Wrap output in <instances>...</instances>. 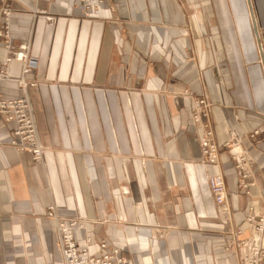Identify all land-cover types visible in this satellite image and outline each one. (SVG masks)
I'll use <instances>...</instances> for the list:
<instances>
[{
    "label": "crops",
    "instance_id": "1",
    "mask_svg": "<svg viewBox=\"0 0 264 264\" xmlns=\"http://www.w3.org/2000/svg\"><path fill=\"white\" fill-rule=\"evenodd\" d=\"M9 3L11 37L29 38L37 60L25 76L37 86L26 96L45 152L34 163L10 146L0 150V264H61L50 206L63 220L83 219L124 264H240L228 233L247 236L246 210L264 206L263 183L247 197L224 151L218 170L200 162L190 101L174 93L189 89L214 104L217 146L228 141L229 123L240 137L259 129L262 143L248 151L264 169V0H104L96 22L80 20L78 0ZM34 9L56 15L55 25L21 12ZM9 72L19 78L20 65ZM0 96L22 93L6 81ZM11 127L0 117L1 140ZM217 172L228 217L208 187ZM122 190L142 202V218ZM107 200L120 220L89 221L109 210Z\"/></svg>",
    "mask_w": 264,
    "mask_h": 264
},
{
    "label": "built area",
    "instance_id": "2",
    "mask_svg": "<svg viewBox=\"0 0 264 264\" xmlns=\"http://www.w3.org/2000/svg\"><path fill=\"white\" fill-rule=\"evenodd\" d=\"M78 1L80 8H82V16L80 17L82 20L91 18L92 15L97 16L99 7L104 2V0ZM11 13L12 10L9 9L5 1L0 0V91L2 83L10 80V65L18 63L21 66V77L15 82L17 87L21 89L22 96L11 99L0 96L2 123L5 126L12 125L8 130V140L0 139V150L4 146H10L18 153H28L34 163H40L45 149L39 142L33 114L24 92L27 87H34V83H25L24 76L36 68L37 60L29 55L30 41L29 43H15L12 40L10 32ZM54 22V18H46V23L49 26H53ZM203 101H196V106L203 109ZM206 117V113L203 117L197 115V113L191 115V119L194 123H198L203 135L199 144L200 162L206 168L215 167L218 170L219 153L224 150L234 163V169L238 175V188L244 192L245 196L251 197V190L256 188L257 179H261L263 187L259 196L262 197L264 194V169L258 168L256 163L249 159L242 139L231 141L230 147L227 144L217 146L214 142L213 131L204 125L203 121ZM248 138L255 145L261 143L259 141L261 139H258V132L249 136L246 135L245 139L247 141ZM207 181L218 213L229 216L222 175L219 172L209 175ZM121 194L126 195L127 191L122 190ZM45 216L54 221V232L57 235L56 250L61 254L62 264H124V259L120 252L116 250L113 251L112 255L91 256L87 249L89 242L92 241L90 237L86 239L84 246L79 244L75 233L79 230H85L83 226L85 224L79 218L68 221L63 220L57 217L53 206L46 208ZM244 224L247 236L241 239L242 231L238 229L228 233L230 236L228 247L234 248L240 264H262L264 262V209L263 211H257L250 207L245 215ZM99 248L105 250L106 247L104 243H101Z\"/></svg>",
    "mask_w": 264,
    "mask_h": 264
},
{
    "label": "rangeland",
    "instance_id": "3",
    "mask_svg": "<svg viewBox=\"0 0 264 264\" xmlns=\"http://www.w3.org/2000/svg\"><path fill=\"white\" fill-rule=\"evenodd\" d=\"M3 1H5V3L8 5V7H9V9L10 10H12V13H11V16H12V14L13 13H15L16 11L11 7V5H10V3H9V0H3ZM78 4H79V1H78ZM101 7H102V5L99 7V14L96 16H93L92 15V17L91 18H85V19H81L80 18V20L81 21H88V22H96V21H99L101 18H100V11H101ZM78 9H79V17H81L82 15H81V11H82V8H80V5H78ZM109 9L111 10V11H113L114 10V8L112 7V6H110L109 7ZM186 10L188 11V12H190V13H192V12H195L196 11V6H195V4L194 3H192V4H189V5H187L186 6ZM93 11H95V9H93ZM21 12H25V13H31L32 15H34V16H40V17H42V18H44V20H45V23H46V18H49V17H51V18H54V25H55V23H56V20H57V16L56 15H52V14H50V13H48L46 10H42V9H34L33 11H29V10H22ZM10 23H11V19H10ZM47 24V23H46ZM48 25V24H47ZM53 25V26H54ZM49 26V25H48ZM53 26H49V27H53ZM12 40H13V38H12ZM14 41V40H13ZM29 41H30V44H29V50H30V46H31V40L28 38V39H26V40H22V41H19V42H27V43H29ZM29 53H30V51H29ZM31 57H33L31 54H29ZM35 58V57H34ZM9 70H10V68H9ZM28 75V74H27ZM9 76H10V72H9ZM26 76V75H25ZM25 76H24V81H25V83H27V81H26V79H25ZM21 77V66H20V76H19V78ZM19 78H17V79H19ZM17 79H12L11 77H10V80H8V81H14V83L16 84V90L17 91H21V89L19 88V87H17V83L15 82V80H17ZM4 82H6V81H4ZM3 82V83H4ZM2 83V84H3ZM33 84V83H32ZM37 86V83H34V87H36ZM1 87H2V85H1ZM28 88V87H27ZM26 88V89H27ZM26 89L24 90V92H25V95H26ZM175 95H178V96H180V97H182V98H185V99H188L189 101H190V105H189V116H190V120H191V123H192V125L196 128V129H198L199 130V132H200V142H201V139L203 138V135H202V131L199 129L200 127L198 126V123H194V121L191 119V115H193L194 113H197V115H199V116H201V117H203V115H205V113H206V118H205V120L203 121L204 122V125L205 126H208L209 128H211V130L213 131V126H212V124L210 123V121H209V117H210V115H211V113H212V108L214 107V104L213 103H211L208 99H207V97H206V95H202V94H194L192 91H190L189 89H184L182 92H179V93H174ZM27 97V96H26ZM28 99V98H27ZM203 101V103H204V105H203V109H201L200 107H197L196 106V101ZM29 101V100H28ZM29 105H30V103H29ZM30 107V110H31V112H32V109H31V105L29 106ZM200 119V118H199ZM228 129H229V139H228V141H226L224 144H227L229 147H230V145H231V141L233 142L234 140H238V139H242L243 140V145H245L244 146V148L246 147V150H247V154H248V157H249V159L250 160H252V161H254V163H256V161L250 156V153H249V151H248V144H250L251 142L249 141V138H248V141L245 139V136L246 135H250V134H252V133H256V132H258V139H259V136H260V131H259V129H253V130H251V131H249L246 135H244L243 137H240L239 135H237L236 134V132H235V130H234V128H233V124L232 123H229V125H228ZM184 128V127H183ZM214 132V131H213ZM213 135H214V133H213ZM261 143H262V140H259ZM215 142V141H214ZM235 143V142H234ZM261 143H259V144H261ZM200 144V143H199ZM254 147H256L257 145H259V144H253V143H251ZM221 151H224V150H221ZM225 152V151H224ZM226 154H227V152H225ZM220 154V153H219ZM228 156V155H227ZM230 159V158H229ZM230 161L233 163V161L230 159ZM257 165V164H256ZM233 166H234V163H233ZM252 169H253V167H252ZM235 170V169H234ZM237 173V172H236ZM238 176V175H237ZM209 187V186H208ZM127 191V194L126 195H123L124 197H128L129 196V194H130V192L128 191V190H126ZM212 195V194H211ZM110 196V195H109ZM130 197V199L128 198V202H126V208H129V209H131L133 212H135V214H136V216H138L139 215V218H142L141 216L142 215H140V211H141V206H142V202L141 201H138V200H135V198L133 197V196H129ZM115 199H117V196L115 197ZM96 200L97 201H99V202H101L102 201V198L101 197H97L96 198ZM152 200L155 202V200L152 198ZM146 201V200H145ZM110 202V200H107L106 201V204H107V206H109L108 208H109V210H107L106 208L103 210V213L102 212H100V214L96 217V218H94V219H90L89 221H91V222H93V223H102V224H108V223H113V222H115V221H117L118 222V220H120V218H118V217H116V215H111L110 213H112L113 212V208H112V206H111V203H109ZM141 202V203H140ZM147 202V201H146ZM137 203V204H136ZM228 206V205H227ZM251 207V209H252V206H249L248 208H247V210H246V214H247V211H248V209ZM254 208V207H253ZM255 209V208H254ZM263 209H264V206L262 207V211H263ZM228 210H229V208H228ZM255 210H257V209H255ZM257 211H259V210H257ZM217 212H218V210H217ZM222 215H224V214H222ZM228 217V216H227ZM79 218V217H78ZM245 218V217H244ZM74 219V218H73ZM76 219V218H75ZM80 219V218H79ZM72 220V219H71ZM81 221H83V223H84V220L83 219H80ZM85 224V223H84ZM84 226V228H85V230H79V231H77L76 233H75V236H76V234L77 233H81V236H82V244H80L81 246L83 245H85L86 243V239L88 238V237H90L91 239H92V241H91V243L89 242V244H88V246H87V249H88V251H89V248L92 246V245H94L93 243H98V252L97 253H90V251H89V253H90V255L91 256H98V257H101V256H104V255H112L113 254V251L114 250H116V251H119L120 252V254H121V256H122V258L124 259V263H126V260H127V258L125 257V255L118 249V248H109L108 246H107V243L104 241V240H99L98 242L95 240V238L94 237H92L91 236V233L87 230V227H86V225H83ZM232 231H234V230H231L230 232H232ZM229 232V233H230ZM54 234H55V238H56V243H57V235H56V233L54 232ZM229 238H230V236H229ZM77 239V238H76ZM100 239H103L102 237L100 238ZM77 241L79 242V239H77ZM101 243H104V245H105V250H100V248H99V245L101 244ZM228 244H229V240H228ZM227 248L228 249H232L233 251H234V248H230V247H228L227 246ZM57 251V250H56ZM58 252V251H57ZM59 253V252H58ZM60 254V253H59ZM60 256H61V254H60ZM61 264H62V258H61Z\"/></svg>",
    "mask_w": 264,
    "mask_h": 264
}]
</instances>
